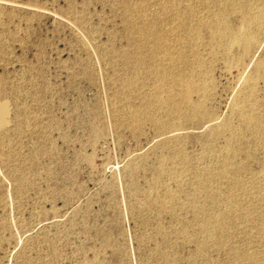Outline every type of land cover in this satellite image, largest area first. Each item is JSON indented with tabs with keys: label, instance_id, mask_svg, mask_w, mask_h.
<instances>
[{
	"label": "rangeland",
	"instance_id": "rangeland-1",
	"mask_svg": "<svg viewBox=\"0 0 264 264\" xmlns=\"http://www.w3.org/2000/svg\"><path fill=\"white\" fill-rule=\"evenodd\" d=\"M0 264H264V0H0Z\"/></svg>",
	"mask_w": 264,
	"mask_h": 264
},
{
	"label": "bare ground",
	"instance_id": "bare-ground-1",
	"mask_svg": "<svg viewBox=\"0 0 264 264\" xmlns=\"http://www.w3.org/2000/svg\"><path fill=\"white\" fill-rule=\"evenodd\" d=\"M250 42H251V40L246 39V44H249Z\"/></svg>",
	"mask_w": 264,
	"mask_h": 264
}]
</instances>
